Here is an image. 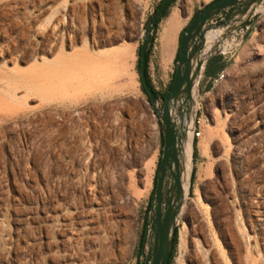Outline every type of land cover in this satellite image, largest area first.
Instances as JSON below:
<instances>
[{"label":"rangeland","instance_id":"rangeland-1","mask_svg":"<svg viewBox=\"0 0 264 264\" xmlns=\"http://www.w3.org/2000/svg\"><path fill=\"white\" fill-rule=\"evenodd\" d=\"M210 1L176 0L156 53L173 13L181 34ZM159 2L0 0V264H134L163 147L139 65ZM263 68L264 10L198 90L171 264H264Z\"/></svg>","mask_w":264,"mask_h":264},{"label":"water","instance_id":"water-1","mask_svg":"<svg viewBox=\"0 0 264 264\" xmlns=\"http://www.w3.org/2000/svg\"><path fill=\"white\" fill-rule=\"evenodd\" d=\"M170 0L155 8L145 27L141 43L140 75L160 116L164 143L157 172V184L145 228L139 264H168L180 212L190 196L195 168L194 131L198 111V90L208 58L238 42L264 10V0H212L204 5L180 34L179 56L173 83L158 94L147 76V50L158 17ZM234 7L225 17L218 18ZM229 27L231 29L221 35ZM218 32L208 42V33ZM192 129L191 169L184 176L188 156L184 138ZM189 184L185 196L184 184Z\"/></svg>","mask_w":264,"mask_h":264},{"label":"crops","instance_id":"crops-1","mask_svg":"<svg viewBox=\"0 0 264 264\" xmlns=\"http://www.w3.org/2000/svg\"><path fill=\"white\" fill-rule=\"evenodd\" d=\"M197 10H199V9H195V12ZM225 14H226V11L218 18V20L225 17L227 15V14L226 15ZM191 20H192V18H191ZM180 25H181V23H180ZM180 25H179V27H180ZM252 26H253V24L249 27V29L246 31L244 36L238 42H236L233 45H230L229 47H227V49L223 50L222 52L215 53L208 58V60L206 61V64H205V68H204L201 80H200L199 90L203 89L204 86L209 88L210 83H213V81L215 79H217L218 77H220L222 72L225 71V69L231 63L232 58H233V56L236 53V50L238 48V45L241 44L242 41H244L246 39V37L249 35ZM179 27H178V29H179ZM178 29H176V31L174 32V38H173L172 46L168 50V52H165L163 49V44H162L163 32H162V37H161V42H160V48L158 50L159 53L157 54L155 49H154L155 39H154L153 46H152L151 51H150L149 60H148V64H147V73L149 75V79H150L152 87L157 92H160V93L167 90V88L170 86L173 78L175 77L176 62L178 59L177 54L179 51V44H180V36H179L180 33L177 34ZM230 29H231V27H229L226 31L222 32L221 35H224ZM153 52H154V54H153ZM218 54L221 55L222 60L225 61L227 63V65L219 73V75L214 78L211 75L207 74L206 69H207L208 62H211V58L215 55H218ZM195 138H194V140H195ZM197 140H198V138H197ZM139 251H140V247H139ZM139 251H138V254L136 255V257L134 258V264H137V262H138Z\"/></svg>","mask_w":264,"mask_h":264},{"label":"trees","instance_id":"trees-1","mask_svg":"<svg viewBox=\"0 0 264 264\" xmlns=\"http://www.w3.org/2000/svg\"><path fill=\"white\" fill-rule=\"evenodd\" d=\"M162 1H163V0H160V2L158 3V5L156 6V9H157V7L161 4ZM175 1H176V0H170L169 3L167 4L165 10L163 11V13H162V14L158 17V19H157L156 27H155V30L153 31V35H152V40H151V43H150V45H149V47H148V50H147V64H148L150 51H151V48H152V46H153V42H154L155 34H156V29H157V27H158V25H159V22H160L161 19L167 14V12L169 11L170 6H171ZM199 11H200V9L197 10V11L194 13L192 19L197 15V13H198ZM150 17H151V15H150ZM139 51H140V57H139V65H140V61H141V46H140V50H139ZM178 56H179V51H178V54H177V58H178ZM226 65H227V63H226L225 61L222 60L220 54L215 55V56H213V57L211 58V62H208L207 69H206L207 74H208V75H211L212 77L215 78V77H217V76L219 75V73H220V72L226 67ZM175 72H176V70H175ZM146 73H147V71H146ZM147 76H148V80H149V82H150V79H149V75H148V73H147ZM173 80H174V78H173ZM173 80H172L170 86L172 85ZM150 84H151V82H150ZM142 87H143L144 91L146 92V94L148 95L149 100L151 101V98H150L149 94L147 93V91L145 90V88H144V86H143V82H142ZM211 87H212V83H210V85H209V88H211ZM156 92H157V91H156ZM157 93H158V94H165V93H166V90H165L164 92H162V93H160V92H157ZM155 112H156V114H158L156 110H155ZM158 115H159V114H158ZM159 123H160V125L162 126V123H161L160 118H159ZM161 140H162L161 142H162V145H163V143H164L163 130H161ZM197 141H198L197 138H195V140H194V156H195V161H196V159H197V157H198ZM161 151H162V148H161ZM160 160H161V156H160V159H159V163H160ZM158 167H159V164H158ZM195 175H196V167L194 168V172H193V182H194V179H195ZM156 184H157V174H156L155 181H154V187H153L152 195H153V193H154V191H155ZM152 195H151V198H152ZM151 198H150V200H149V202H148V205H147V208H146V216H145V219H144V229H143L142 238H141V241H140V252H141L142 242H143V239H144L145 227H146V224H147V221H148V212H149L150 207H151ZM178 239H179V228H177V230H176V234H175V238H174V243H173V246H172L171 257H170V260H169V263H168V264H171L172 261H173V259H174V256H175V249H176V246H177V243H178ZM139 262H140V259H138L137 264H139Z\"/></svg>","mask_w":264,"mask_h":264},{"label":"bare ground","instance_id":"bare-ground-1","mask_svg":"<svg viewBox=\"0 0 264 264\" xmlns=\"http://www.w3.org/2000/svg\"><path fill=\"white\" fill-rule=\"evenodd\" d=\"M180 23H181V15H180V12L173 13L170 16V18L168 19V21H167V23H166V25L164 27L163 37H162L163 49H164L165 52H168V50L171 48L172 42H173V38H174V32L176 31V29H178ZM217 34H218V32H215V31H212V32L208 33V36H207L208 42H211L217 36ZM261 46L263 47V45H261ZM51 75L53 76V74H51ZM50 82L53 83V80L50 81ZM184 145H185V149H186V152H187L186 155L188 156V159H187V162H186V169H185V172H184V176H189V171H190L191 166H192V163H191L192 129H189L186 137L184 138ZM188 189H189V184L187 182V183L184 184V193H185V196L188 193ZM186 205H187V200H186V203H184V205L182 207V210L180 212V216H182V212L184 211ZM214 254H216V253H214ZM214 254H212V255H214ZM215 256H217V255H215ZM217 259H215V261H214L215 264H219L220 263V262L219 263L217 262L218 261Z\"/></svg>","mask_w":264,"mask_h":264},{"label":"built area","instance_id":"built-area-1","mask_svg":"<svg viewBox=\"0 0 264 264\" xmlns=\"http://www.w3.org/2000/svg\"><path fill=\"white\" fill-rule=\"evenodd\" d=\"M200 118L197 117L196 120V127H195V131H194V137L199 138L201 135V130L199 129L200 127Z\"/></svg>","mask_w":264,"mask_h":264},{"label":"flooded vegetation","instance_id":"flooded-vegetation-1","mask_svg":"<svg viewBox=\"0 0 264 264\" xmlns=\"http://www.w3.org/2000/svg\"><path fill=\"white\" fill-rule=\"evenodd\" d=\"M233 8H234V7H232V8L229 9V10H227V11H226V14H228ZM226 14H225V15H226ZM141 250H142V248H141Z\"/></svg>","mask_w":264,"mask_h":264}]
</instances>
